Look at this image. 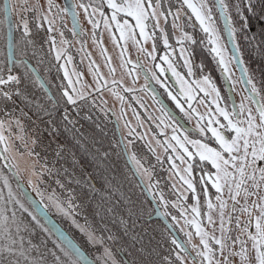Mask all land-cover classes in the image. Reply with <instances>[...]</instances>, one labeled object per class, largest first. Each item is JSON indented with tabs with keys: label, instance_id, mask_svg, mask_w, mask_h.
<instances>
[{
	"label": "trees",
	"instance_id": "obj_1",
	"mask_svg": "<svg viewBox=\"0 0 264 264\" xmlns=\"http://www.w3.org/2000/svg\"><path fill=\"white\" fill-rule=\"evenodd\" d=\"M161 1L167 15L170 11L182 9L183 28L195 41L187 43L195 74L207 75L229 100L223 82V69L219 59L211 51L206 34L187 7L182 4V0ZM10 3L15 24V60L13 66L9 67L6 55L4 7L3 0H0V76L6 78L9 74L15 75L21 77V83L0 87L10 92L18 89L21 94H13L12 100L0 99V120L5 122V127L14 124V131L12 133L10 131L11 135L18 134L20 137L23 133L32 139L30 153L36 159L37 169L43 170L42 181H47L49 187L45 190L48 195L50 193L54 197L60 209L65 208L66 213L64 210L55 212L51 206L42 204L66 230L67 228L75 230L76 226L83 227L87 229L89 235L94 234L102 239L103 244L113 252L118 264H169V261L171 264H180L177 254L182 257L184 252L172 243L175 238L166 225L161 220L151 218L155 212L154 205L128 164L116 128L118 121L113 111L102 109L95 97L79 99L75 105L67 104L63 91H69L70 88L62 66L55 59L54 54L46 53L43 56L39 51L37 38L41 31H46V34L53 39L56 38L57 32H61L65 38L63 44L70 45L69 49L70 47L72 49L74 39H78L80 35L78 36L74 29L73 36H66L59 27L55 30L54 26L41 15L39 0H10ZM226 3L230 9L229 15L234 20V27L239 28L245 23L236 15V5L240 6L241 15L247 17V27L237 32L234 43L244 69L248 70L260 92V96L256 98L259 102H264L262 99L264 98V0H255L254 13L246 12L243 0H226ZM215 9L220 20L217 6ZM25 21L30 30V35L27 36L23 29ZM50 27L54 29L53 32L48 31ZM68 32L72 33L70 29ZM50 46H53V40L50 41ZM29 63L40 72L51 94L36 79ZM169 106L172 109L175 107L172 101L169 102ZM66 115L68 120L65 119ZM189 129L191 128L188 125L187 130ZM193 137L212 144L209 139L206 140L200 135ZM125 139L130 141V148L127 147ZM125 139L123 137L130 159L139 175L141 176L135 160L151 174L150 184H147L141 176L151 196L179 236L184 238L185 233L179 230V222L193 219L204 222L208 209L207 201L211 200L212 203L215 201L217 195L215 189L211 188L210 184L207 185L208 196L205 197L200 193L199 184V177L202 175L200 169L213 172L214 169H211V165L204 164L194 167L193 178L196 181L198 206L202 213L201 216L195 217L191 207L196 200L193 194L186 190V185L180 178L176 176L173 182L168 177V172L173 173L174 170L167 157L157 159L153 150L139 137ZM6 160L0 159V211L9 217L14 211L18 220L29 224L34 232L29 237L32 244L45 253L43 264H55L51 253L55 252L63 256L60 249L55 247L58 243L57 238L53 233L43 231L32 222L16 200H13V194L18 193L21 195L24 207H30L14 174L20 181L21 178ZM190 162L195 165V161ZM61 184L63 187L60 186ZM25 186L28 187L26 184ZM10 191L11 197H9ZM181 193L185 198L181 197ZM69 199L73 205L71 210L68 208ZM38 200L41 201L39 198ZM187 224L192 226L191 223ZM32 255L38 256V253L34 251ZM165 257L168 260H165Z\"/></svg>",
	"mask_w": 264,
	"mask_h": 264
},
{
	"label": "rangeland",
	"instance_id": "obj_2",
	"mask_svg": "<svg viewBox=\"0 0 264 264\" xmlns=\"http://www.w3.org/2000/svg\"><path fill=\"white\" fill-rule=\"evenodd\" d=\"M95 2L98 4L99 0H95ZM153 2L155 3V0H153ZM193 2H197V0H193ZM80 3L89 5L87 13H85L82 8L77 6ZM51 4L52 6L49 8V0H39V10L41 15L44 18L46 17V21H51L55 30H58L59 27L66 36H73L74 32L67 12L62 11V9H65L63 1L51 0ZM91 4L92 0H75L76 9L81 23V34L78 39H74L72 49L71 47L69 49L70 45L67 46L66 43L63 44L65 38L61 32H57L56 38L53 39L52 36L49 37V35L46 34V31H41L37 38V43L40 45L39 51L43 54V56L46 53L49 55L54 54L53 56L55 59L57 52L61 53L59 64L62 66L64 73L65 71L68 73L67 81L68 87L70 88L69 91L76 100L80 99L78 97V92H83V99L95 97L94 99H97V103H99L102 109L113 111L124 139L126 137H139L153 150L157 159L161 160L167 157L171 166L174 161L181 171V174H183L182 170L186 165L181 164L179 160H175L177 155H182L183 153L179 148V145L176 144V141L171 139L172 135L175 134L179 136L181 141H183V137L187 135L189 140H200L201 142H205L193 136L200 135L207 140L211 137V133L206 132L204 135H201L193 132L189 133L183 129L166 111V109L159 104L153 92L149 91L148 82L146 81L143 72H145L148 77L153 80L154 84L159 87V90L163 89L162 91L166 92V95L172 100L177 109L180 111H182L181 108L183 109L182 114L191 129L200 133L197 128V124L200 123L201 126H205L208 119L212 117L220 119L223 123H226V121H224L223 117H220L216 112V93L212 92L211 89H207V86L202 83L204 77L208 76L196 75L192 67L189 51L186 46L187 40L184 39V35L187 33L183 28L182 9H175V11H170L172 15H167L164 12L163 4L160 0L161 6L155 9L157 12V18L159 19V28L153 27L154 21L152 19H149L146 22V32L153 36V39L147 41L139 35V29L135 28V21L126 17L129 19V23L132 26L133 38L121 40L119 38L120 33L116 30L115 25L112 24L110 30L105 28L104 18H102L98 12H93V8L90 6ZM212 4V0H209V6ZM149 11H151V9ZM106 12L108 18L110 19V11L106 9ZM161 12L165 15H159ZM216 12L217 11L214 7L213 22L217 34L220 37L221 44L224 46L223 58L226 62L228 71H225L224 65H221V67L223 69V74H226L230 79L236 99V111L238 110V106L243 103L246 110L248 108L252 109L253 115L257 117L258 122L259 114L256 112L258 107L253 99H248L249 96H254L251 92V86L248 84V87H246L241 81L231 52L227 47L221 22L218 19ZM177 14L179 15V19H176ZM165 17L167 22L165 21ZM62 23L66 26H63ZM94 23L97 25L96 27L93 26ZM50 28L52 29V27ZM68 29L72 32L71 34L68 32ZM53 31L54 29L50 32ZM69 38L72 39V37H68V39ZM164 38H167L169 47H165L163 43ZM40 39L42 41H40ZM52 40L55 41V45L51 47L50 41ZM179 41L183 42L180 43ZM153 45H155V52L153 53L156 57L155 60L151 59L148 55V53L152 52ZM159 45H164L161 53L156 51ZM212 46L213 45H211V48ZM181 48L184 49L183 54L181 53ZM141 49L144 50L141 51ZM163 56L169 57V60L172 62L175 70L185 78L188 85H191V88L193 89L192 99L189 100L185 94L181 93V84L178 82L177 77L173 75V72L169 69L168 64L161 59ZM216 57L220 60V57L217 55ZM185 59L190 61L187 66H185L184 63ZM189 67L192 69V75H188ZM160 68L164 69L163 73L160 72ZM110 69L112 71H110ZM166 73L167 75L168 73L171 74L176 81L178 86L176 91L171 89ZM249 76H246L247 80ZM101 77L102 79H100ZM69 80L72 81L71 85H69ZM97 80L100 81L99 90H97ZM194 81L201 82V86L205 87L209 94L205 95V92L200 91L199 88L196 87V84L193 83ZM73 88L77 91L74 92ZM216 90L220 94V107L230 113L234 112L235 110L233 109L230 101L226 98L225 93L218 88H216ZM173 96L176 97L175 100L172 99ZM178 103L180 107H177ZM200 117H203L204 119L201 120ZM177 124L180 127L174 132V128H177ZM213 126L218 127L215 124H213ZM10 131L11 133L14 131L13 123L12 126L8 124V127H4L3 131V135L6 137V142L9 147V151L4 153V155L7 156L6 162H9L13 166L21 180L24 181L28 188L34 192V194L41 201H43L46 206H51L55 212L62 210L58 204L55 203L54 197L50 195V193L48 195V192L45 190L48 185L47 181H42L43 170L37 169L36 159L34 156L29 155L30 149L33 145L32 139L23 133L20 137L18 134L11 135ZM228 135L234 134L229 133ZM125 141L127 147L130 148V141L128 139H125ZM168 144H171L174 148H176V152H173L171 148H167ZM185 146L188 147L190 151H195L191 144H186ZM3 147L4 145H2V149ZM166 148L167 151H165ZM169 156H171L173 160H169ZM135 162L141 176L148 184L151 180L150 172H146L142 168L143 165L138 161L135 160ZM258 166H264V162H258ZM173 170L174 174L169 171L168 177L174 182L176 169ZM248 172L251 173V169H248ZM248 183L250 185L251 181ZM249 191H255L258 194L248 197L247 201H245L244 195L241 193V196L238 197L240 203L235 204V207L237 209H239L241 205L248 207L251 211V219L254 220V218L259 215V209L253 207L252 204L253 201H256L257 204L262 203L259 197L264 196V184H262L260 189H252L249 187ZM223 199L227 205L223 210L225 221L224 226L226 229H231V226L233 227L229 233L233 238L239 236L240 240L245 242L244 247L247 250V255L250 258L251 264H255V250L252 248V241L249 240L247 234H241L240 230L236 228L235 220L234 224H232V221L229 222L230 215L234 217L239 216L242 225L246 223L250 217L239 211H233L234 201L229 197L227 188L224 190ZM13 200L19 201L20 204H23L21 195L18 193L13 194ZM213 205V209L206 210L204 222L196 219L197 222L200 223L201 228L208 233L209 240H211L210 237L213 235L216 238H221L223 235L219 227V201L215 199ZM63 210L64 213H66L65 208ZM208 215H211L213 220L216 221L215 225L208 223ZM189 225L186 224L185 221L182 223L179 222V230L184 232L186 235L191 232V238L188 236L187 238L198 245V243H200V237L196 235L195 227L193 225ZM86 230L83 227L80 228L77 226L75 227V230L67 228L68 233L97 264H118L113 252L105 244H103V242H90V235L86 232ZM249 232L254 233V227L249 228ZM229 233H227V235H230ZM194 240H196V242ZM239 245V243L235 244V246L230 248V250L232 252H238L240 249L238 247ZM105 249H108L111 252L110 257H105ZM200 251L202 252L204 250ZM217 255H219V253ZM183 257L184 256L181 258L187 264L192 263L189 261L188 257ZM234 260L236 261V264H240V258L238 255L234 256Z\"/></svg>",
	"mask_w": 264,
	"mask_h": 264
},
{
	"label": "snow or ice",
	"instance_id": "obj_3",
	"mask_svg": "<svg viewBox=\"0 0 264 264\" xmlns=\"http://www.w3.org/2000/svg\"><path fill=\"white\" fill-rule=\"evenodd\" d=\"M182 4L191 11L192 16H194L196 21L199 22L202 31L209 37V43L213 45L211 51L220 57L219 63L225 66V71H228L226 62L223 58L224 46L221 44L220 37L217 34L213 22V8L216 7V5H219V10L225 17L229 35H232L233 39H235L237 32L243 31L244 28L247 27V17L241 15L239 11L240 6L236 5V15L241 20L245 21V23L241 24L239 28H236L234 27L233 18L229 15L230 9L226 0H214V3L211 6H209V0H197V2H193V0H182ZM243 5L246 12H255V0H243ZM51 6V0H49V8H51ZM77 6L82 8L85 13L88 12L89 5L80 3ZM90 6L93 8V12H98L99 15L104 18L105 28L110 30L111 25H115L116 30L120 33L119 38L121 40L133 38L132 26L127 18H131L135 21V28L139 29V35L145 41L153 39V36L146 32V22L149 19L154 21V28H159V19L157 18V12L155 9L161 6L160 0H155V3L153 0H99L98 4L95 0H92ZM106 9L110 11V19L108 18ZM150 9L151 11H149ZM62 11L66 12L68 9H62ZM159 15L164 16L165 14L161 12ZM168 15H172V13L169 12ZM44 19L46 20V17ZM176 19H179L178 14L176 15ZM165 21L167 22L166 17ZM48 23H51V21H48ZM93 26L96 27L97 25L94 23ZM23 29L26 36L30 35L29 25L26 21L23 23ZM48 31H52V29L49 28ZM184 39L193 43L195 42L193 37L188 34L184 35ZM179 42L182 43L183 41ZM249 42L251 43V41ZM163 43L165 47H169L167 38H164ZM54 45L55 41L53 40V46ZM143 50L144 49H141V51ZM154 52L155 45H153L152 52L148 53L153 60L156 59L155 55H153ZM183 52L184 49L181 48V53L183 54ZM60 58L61 53L57 52L56 60L59 61ZM161 59L168 64L173 75L177 77L178 82L181 84V93L185 94L189 100L192 99L193 89L191 88V85H188L185 78L175 70L168 56H163ZM184 63L185 66H187L190 61L185 59ZM110 71L112 70L110 69ZM243 71L246 76H249L247 69H243ZM160 72L163 73L164 69L160 68ZM64 75L65 78L68 77L67 71H65ZM188 75H192V69L190 67L188 68ZM36 79L39 80V77ZM100 79H102V77ZM20 83L21 77L11 74L7 75L6 78L0 76V86L10 84L19 85ZM96 83L97 90H99L100 81L97 80ZM193 83L196 84V87L199 88L200 91L205 92V95L209 94L206 88L201 86V82L194 81ZM202 83L207 86V89H211L212 92L216 93V112L220 117H223V120L226 121V123L221 122V120L216 117H212L208 119L205 126H201L200 123L197 124V128L201 135H204L206 132L211 133V137L209 138L212 141L211 145L207 142H201L200 140H189L187 135L183 137V141H181L179 136L175 134L172 135L171 139L176 141V144L179 145V148L183 153L182 155H177L175 160H179L181 164L186 165L182 170L183 174H181V171L174 161L172 162V168L176 169L175 175L180 178L184 185H186V190L190 191L193 194V198L196 200V204L191 207V212L195 214V217L201 216L202 213L198 206L199 196L197 195L196 181L193 178L194 167L199 164H204L211 165V169L215 170V172H213L211 170L205 171L204 168L200 169L202 173L199 177L200 193L207 197L208 189L206 186L209 184L211 185V188L215 189L217 194L215 199L219 201L220 209L219 227L223 235L221 238H216L214 235L210 237L214 245L212 246L209 244L208 233L201 228L200 223L197 222L196 219H193L192 221L185 220V223H191L195 227L196 235L200 237V243L203 245L204 251L198 252L197 255L202 258V261H206L207 264H234L230 257L238 255L240 258V264H251L250 258L247 255V250L244 247L245 242L241 241L239 236L233 238L231 235H227V233L231 232V229H226L224 226L225 221L223 210L227 205L223 199V195L225 188H227L229 197L234 201L233 211H239L250 217V219L242 225L239 216L232 217L230 215L229 222L234 219L236 228L240 230L241 234H247L249 240L252 241V248L255 250V264H264V196L259 197L262 202L261 204H257L256 201H253L252 206L259 209V215L256 216L254 220L251 219V211L248 207L244 205H241L239 209L235 207V204L240 203L238 197L241 196V193H243L245 201H247L248 197L258 194L255 191H249V187L252 189H260L262 184H264V166H258V162H264V102L254 101L259 103V107L256 109V112L259 114V120L257 122V117L253 115L252 109L248 108L246 110L243 103L238 106L237 111L231 113L220 107V94L217 92L210 78L204 77ZM247 83L251 86V92L253 95L260 96V92L257 90L256 84L251 76H249ZM41 84L43 85L42 81ZM71 84L72 81L69 80V85ZM73 91L75 92L77 90L73 88ZM13 94L20 95L21 93L18 89L10 92L9 90H5V88L0 87V99L12 100ZM63 96L66 98L67 104H77V100L68 90L63 91ZM78 97L83 99V92H78ZM172 99L175 100L176 97L173 96ZM248 99H253V97L249 96ZM177 107H180L179 103L177 104ZM181 110L183 111L182 108ZM65 119L68 120L67 115L65 116ZM200 119L203 120L204 118L200 117ZM69 123H71L70 120ZM213 124L218 127H214ZM4 127L5 122L0 120V145H4L2 152H0V159L6 160L7 156L4 155V153L9 151V147L6 142V137L3 135ZM179 127L180 126L177 124V128H174V132L178 130ZM229 133H233L234 135H228ZM186 144H191L195 151H190L189 148L185 146ZM167 148H171L173 152H176V148L171 144H168ZM167 148L165 151H167ZM29 155H31V153H29ZM197 157L198 160H196ZM133 159H135V157H133ZM168 159L173 160L171 156H169ZM190 161H195V165ZM5 166L7 167V165ZM248 169H251V173L248 172ZM249 181H251L250 185L248 183ZM57 183H59V181H57ZM5 186H7L6 180ZM60 186L63 187L62 184ZM173 187H175V185H173ZM24 195L31 200L30 197H27V193H24ZM11 196L12 193L10 191L9 197ZM181 197L185 198L183 197V193H181ZM161 200H163V197H161ZM16 203L27 213L28 217L31 218V221L43 231L56 235L58 243L55 247L60 249L63 256L52 252L51 254L54 256L55 264H92V262L89 261L75 245L68 241L62 233H59L58 230H54V226H47L45 223L47 217L44 215L43 209L40 206L43 201L37 202L32 200L29 208H25L19 201H16ZM72 207L71 199H69V210H71ZM207 207L208 209L214 208L211 200L207 201ZM181 215H184V213H181ZM207 219L209 224L215 225L216 221L213 220L211 215H208ZM253 227L255 232H249V228ZM25 233L27 235H25ZM33 234L34 232L29 224H25L23 221L18 220L14 211L12 212L11 217L5 215L3 211H0V264H43L45 253L41 252L32 244V240L29 237ZM187 236L191 238L192 233H187ZM109 239H111V237H109ZM90 242L102 243L103 241L92 234L90 235ZM172 243L176 245L177 248L183 250V245L175 239L172 240ZM237 243L240 244L238 252L229 251V249L234 247ZM34 251L38 253V256L32 255ZM217 253H219V255H217ZM110 256L111 252L108 249H105V257ZM177 259L180 260V264H184L183 259L178 254ZM165 260H168V258L165 257ZM169 264H171L170 261Z\"/></svg>",
	"mask_w": 264,
	"mask_h": 264
},
{
	"label": "water",
	"instance_id": "obj_4",
	"mask_svg": "<svg viewBox=\"0 0 264 264\" xmlns=\"http://www.w3.org/2000/svg\"><path fill=\"white\" fill-rule=\"evenodd\" d=\"M62 1H63V4H64V7L68 9V11H66V12H67V15H68V18L70 20L71 25H72L75 33L77 35H79L80 34V30H81V24H80L79 17H78V14H77L75 2H74V0H62ZM3 7H4V19H5V29H6L7 63L9 65V67H12L13 63H14V60H15V24H14V19H13V14H12V8H11L10 0H3ZM217 8H218V12H219L220 18L222 20L226 41H227V44L229 46L230 52L232 54V57L234 59V62H235L236 68L238 70L239 76L241 78L242 83H244V85L246 87H248L247 78H246V75H245V73L243 71L244 67H243V64L241 63V59H240L238 51L236 49L233 36L229 35L228 29H227V25H226V21H225V17H224V14L219 10V5H217ZM29 67H30L31 71L33 72V74L35 75V77L36 78L39 77L38 81L40 82V84H41V81L43 82V85L42 84L41 85L44 87V89L49 94H51L50 89H49L46 81L44 80V78L40 74V72L30 63H29ZM143 73H144V77L147 79L148 75L145 72H143ZM168 77L171 80L173 86L178 88V86L176 84V81L174 80L172 75L168 73ZM148 82H149V90L153 92V94L156 96V98L158 99L160 104L167 110L168 113H170L174 118H176L181 123V125L184 128H188V125L182 120V118L165 101V99L162 97V95L160 94V92L158 91L156 86L150 80ZM223 82H224L225 90L227 92L229 101H230L233 109L236 111L237 105H236L235 94H234L231 82H230V80H229V78H228V76L226 74H223ZM253 100L254 101H258V99L255 96H253ZM256 106L259 107V103H256ZM116 128H117V131H118V135H119L120 143H121V146H122V150H123V152L125 154V157H126V159L128 161V164H129L130 168L132 169L135 177L139 181L140 185L144 189L145 193L147 194L148 198L150 199V201L154 205L155 212L153 213L151 218L154 219V220H161L166 225L168 230L172 233L174 238L180 244L183 245V249L186 250L188 253H190L189 249L187 248V246L185 245V243L183 242V240L181 239V237L179 236V234L177 233L175 228L171 225L169 220L166 218L164 213L159 208V206L156 203V201L154 200V198L151 196V194H150L148 188L146 187L142 177L137 172L132 160L130 159V156H129L128 151L126 149V146L124 144L123 137L121 135V131H120V128H119V125H118L117 122H116ZM14 175H15L16 180L18 181V185H19V188H20L22 194L24 195V193H27V197L31 198V200H30V199L26 198L25 195H24V197L27 199L28 203L31 205V201L32 200L40 202L38 200V198L32 193V191L28 187H26L25 184L22 181L19 180L18 176L16 174H14ZM40 206L43 209L44 215H46V217H47V220L45 221L47 226L48 227L54 226V230H58L59 233H62L63 236L66 237L68 241H70L73 245H75L87 257V259L92 262V264H97L88 255V253L75 241V239L68 233V231L50 214V212L46 209V207L43 204H41Z\"/></svg>",
	"mask_w": 264,
	"mask_h": 264
},
{
	"label": "flooded vegetation",
	"instance_id": "obj_5",
	"mask_svg": "<svg viewBox=\"0 0 264 264\" xmlns=\"http://www.w3.org/2000/svg\"><path fill=\"white\" fill-rule=\"evenodd\" d=\"M75 2V1H74ZM162 2V1H161ZM76 6V5H75ZM217 6V5H216ZM77 10V9H76ZM175 11V10H174ZM77 14H78V12H77ZM79 17V16H78ZM221 20V19H220ZM79 21H80V19H79ZM221 22H222V20H221ZM198 23V22H197ZM81 24V23H80ZM199 25V24H198ZM72 26V25H71ZM221 26H222V31H223V33H224V37H225V32H224V28H223V24H221ZM199 27H200V25H199ZM80 34H81V30H80ZM79 34V35H80ZM188 34V33H187ZM78 35V36H79ZM189 35V34H188ZM206 36H207V34H206ZM207 39H208V41H209V38H208V36H207ZM225 40H226V37H225ZM188 42H190V41H187V43ZM210 44V43H209ZM226 44H227V41H226ZM211 45L212 44H210V47H211ZM187 46V50H188V44L186 45ZM227 47H228V49H229V46H228V44H227ZM163 48H164V45H159V47L157 48V52L158 53H161V50H163ZM230 50V49H229ZM190 55V54H189ZM232 55V54H231ZM191 59V58H190ZM234 60V59H233ZM191 64H192V61H191ZM192 67H193V64H192ZM166 75H167V73H166ZM167 77H168V75H167ZM146 79V78H145ZM151 81L153 84H154V82H153V80H151L149 77L146 79V81L148 82V81ZM168 83H169V85H170V87H171V89L172 90H174V91H176V87H174L173 86V84H172V82H171V80L169 79V77H168ZM230 80V79H229ZM155 85V84H154ZM156 86V85H155ZM148 88H149V82H148ZM156 88L158 89V91L160 92V94L162 95V97L165 99V101L169 104V102H171L170 100H169V98H168V96L166 95V92H164V91H162L163 89H160L159 90V87H157L156 86ZM164 95V96H163ZM171 107V106H170ZM175 111H176V113L182 118V120L188 125V123H187V121L185 120V118H184V116H183V114L182 113H180L178 110H177V108L176 107H174L173 108ZM178 111V112H177ZM170 114V113H169ZM171 115V114H170ZM172 116V115H171ZM173 117V116H172ZM177 122H178V124L179 125H181V123L176 119V118H174ZM186 131H188L189 133H191V132H193V133H197V131L196 130H194V129H189V130H187V128L185 129ZM193 229V228H192ZM171 233V232H170ZM172 234V233H171ZM174 237V236H173ZM180 237H181V239L183 240V242L185 243V245L187 246V248L189 249V251H190V253H188L186 250H182L183 252H184V254H182V256H184L185 258L186 257H188L189 258V261H191L192 263L191 264H207V262L206 261H202V258L200 257V256H198L197 255V253L198 252H201L200 250H204V248H203V245L201 244V243H198V245H196L195 243H193L192 242V240H189L188 238H187V235L185 234L184 235V238L180 235ZM176 240V239H175ZM177 241V240H176ZM195 242H196V240H194ZM198 241V240H197ZM209 244L210 245H212V246H214L213 245V241L212 240H209ZM215 247H218V246H215ZM239 248H240V245L238 246ZM229 251H231L230 249H229ZM218 254V253H217ZM183 257V258H184ZM230 259L234 262V264H236L235 262V260H234V257H230ZM184 264H187L185 261H184Z\"/></svg>",
	"mask_w": 264,
	"mask_h": 264
}]
</instances>
